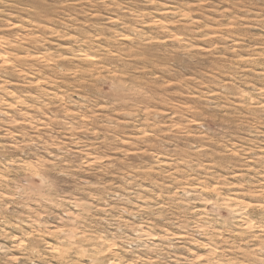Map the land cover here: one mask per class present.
<instances>
[{
  "label": "rangeland",
  "instance_id": "374dc122",
  "mask_svg": "<svg viewBox=\"0 0 264 264\" xmlns=\"http://www.w3.org/2000/svg\"><path fill=\"white\" fill-rule=\"evenodd\" d=\"M0 264H264V0H0Z\"/></svg>",
  "mask_w": 264,
  "mask_h": 264
}]
</instances>
